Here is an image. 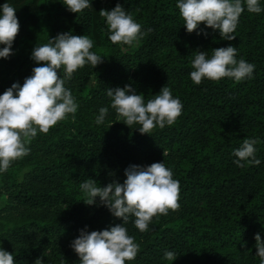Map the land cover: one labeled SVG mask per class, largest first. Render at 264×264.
I'll use <instances>...</instances> for the list:
<instances>
[{"label": "trees", "instance_id": "trees-1", "mask_svg": "<svg viewBox=\"0 0 264 264\" xmlns=\"http://www.w3.org/2000/svg\"><path fill=\"white\" fill-rule=\"evenodd\" d=\"M6 2L16 9L20 27L14 54L0 58V95L13 83L23 85L40 66L30 58L33 48L58 34L88 36L90 51L105 58L94 69L88 64L77 69L65 83L79 106L75 119L69 114L47 134L38 133L30 154L0 173V247L13 254L15 264H34L37 258L43 264H79L70 244L81 229L123 223L99 206V198L85 205L79 185L87 179L100 187L123 183L130 165L157 162L179 181L180 207L153 217L144 233L130 217L124 226L140 251L125 264H260L254 236L264 241V0L259 14L245 7L232 41L204 24L188 34L177 0H90L91 7L77 14L63 0H0V6ZM117 3L147 33L132 51L108 40L99 15ZM229 45L236 47L237 60L255 65L252 78L195 85L190 79L195 52L210 58L213 49ZM59 74L63 78V69ZM129 84L145 103L167 86L183 104L182 114L172 126L141 135L138 125L129 128L116 118L106 95L108 88ZM101 107L109 112L96 125ZM245 138L260 141L255 145L260 164L238 168L232 153ZM166 251L177 258L165 260Z\"/></svg>", "mask_w": 264, "mask_h": 264}, {"label": "clouds", "instance_id": "clouds-1", "mask_svg": "<svg viewBox=\"0 0 264 264\" xmlns=\"http://www.w3.org/2000/svg\"><path fill=\"white\" fill-rule=\"evenodd\" d=\"M62 4L74 14L91 7L90 0H63ZM176 7L188 34L204 24L226 41L236 39L233 33L245 7L253 14L262 11L259 0H177ZM99 15L105 18L107 38L113 45L138 48L147 35L119 3L111 11L101 9ZM19 27L16 9L7 2L0 6V45H3L0 58L7 59L14 54L12 45ZM203 34L207 35L206 32ZM92 48L93 41L88 36H77L71 32L48 38L47 43L33 48L30 58L40 66L32 69V74L25 78L22 86L13 83L0 95V173L6 172L14 161L30 154L29 145L38 133L47 134L69 114L75 119L79 106L65 83L86 64L94 69L104 62L105 58L90 51ZM236 56L237 49L231 45L213 49L210 58L208 52L198 50L191 64V81L199 85L204 79L218 82L230 78L237 83L251 79L255 65L243 58L237 60ZM60 69H63V78L59 74ZM106 95L111 100L110 107L116 118L129 128L138 125L141 135H150L157 127L172 126L182 114L183 104L178 98H173L167 86L146 103L143 95L137 94L131 84L123 88H108ZM108 112V107H101L95 124H103ZM259 142L256 138L243 139L240 147L232 153L236 157L233 161L236 167L260 164L255 148ZM124 176L123 183L113 180L104 187L98 186L93 179L79 185L85 205L92 206L99 198V206L107 208L113 217L123 222L102 231L89 232L87 227L81 229L70 244L79 264H125V261L134 260L140 247L124 226L130 217L134 218V227L144 233L149 230L153 217L166 216L170 210L175 212L179 209V181L173 179L172 170L163 162L147 167L130 165L124 170ZM254 239L256 256L260 264H264V241L259 233ZM176 258L173 251L164 253L165 260ZM0 264H15L13 254L2 247ZM34 264H43V259L37 258Z\"/></svg>", "mask_w": 264, "mask_h": 264}, {"label": "rangeland", "instance_id": "rangeland-1", "mask_svg": "<svg viewBox=\"0 0 264 264\" xmlns=\"http://www.w3.org/2000/svg\"><path fill=\"white\" fill-rule=\"evenodd\" d=\"M134 49H135V48H132V49H130V50L132 51V50H134ZM90 84H91V81H89V82L86 84V86H85V90H84V94H87V91H88V89H89Z\"/></svg>", "mask_w": 264, "mask_h": 264}]
</instances>
